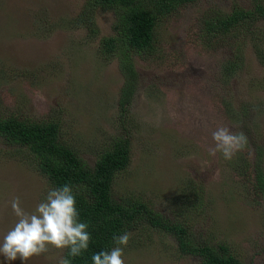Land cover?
Wrapping results in <instances>:
<instances>
[{"label":"rangeland","instance_id":"rangeland-1","mask_svg":"<svg viewBox=\"0 0 264 264\" xmlns=\"http://www.w3.org/2000/svg\"><path fill=\"white\" fill-rule=\"evenodd\" d=\"M85 1L0 0V118L55 122L57 141L88 169L113 137L125 139L127 163L109 185L113 200H138L180 223L191 243H226L243 264H264V57L255 51H264V19L221 39L201 34L211 9L248 10L264 0H189L159 16L147 54H129L136 79L122 105L118 60L100 49L115 34L113 12L97 6L92 20L77 23ZM235 46L238 59L230 56ZM220 125L247 137L231 160L208 153ZM49 189L25 146L0 135V240L17 222L11 200L32 213ZM125 232V264H200L144 217ZM63 251L50 247L26 264H57ZM0 264L21 261L0 255Z\"/></svg>","mask_w":264,"mask_h":264},{"label":"trees","instance_id":"trees-1","mask_svg":"<svg viewBox=\"0 0 264 264\" xmlns=\"http://www.w3.org/2000/svg\"><path fill=\"white\" fill-rule=\"evenodd\" d=\"M189 0H86L75 21H90L94 7L113 12V36L103 37L100 49L112 53L118 60L123 76L119 102H128L132 95L136 73L129 60L130 52L147 54L152 42V33L157 18L172 12ZM257 18L264 19V4L255 2L251 9L233 8L227 13L211 9L202 17L201 34L206 39H221L232 30L244 28L245 24ZM258 57L264 51L255 49ZM238 47L231 49L233 59L239 57ZM0 135L4 139L23 144L35 161L38 172L45 176L55 189L70 184L76 194L79 221L88 223L91 234L89 247L78 257H69L71 264H92L91 257L100 251H110L115 245L114 235H122L126 226L136 217H144L151 226L171 232L177 239L181 251L200 256V264H243L226 243L214 246L196 245L190 242L185 228L180 223H169L149 209L142 202H117L110 196V182L113 174L122 169L128 158V142L113 137L109 147L102 149L88 169L66 145L57 141L56 123L52 121L26 122L14 116L0 118ZM254 179L262 192V173L256 170ZM264 196V192H262ZM68 249L63 256L67 257Z\"/></svg>","mask_w":264,"mask_h":264},{"label":"clouds","instance_id":"clouds-1","mask_svg":"<svg viewBox=\"0 0 264 264\" xmlns=\"http://www.w3.org/2000/svg\"><path fill=\"white\" fill-rule=\"evenodd\" d=\"M214 146L209 148L210 156L221 153L225 160H231L237 152L245 149L247 137L243 132L230 131L220 125L211 133ZM15 225L0 240V255L5 261L19 259L21 264L33 256L47 253L51 248L68 249L67 257L61 256L57 264H71L69 257H78L89 247L91 234L89 225L79 221L76 207V194L70 184L49 189L45 199L29 213L21 207L19 197L11 202ZM130 234L114 235L115 247L110 251H100L91 257L92 264H125L123 248L127 246Z\"/></svg>","mask_w":264,"mask_h":264}]
</instances>
